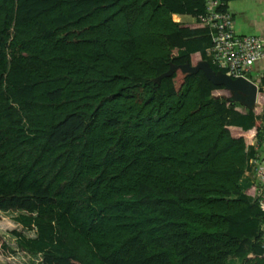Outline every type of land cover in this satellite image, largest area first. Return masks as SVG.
<instances>
[{"label":"trees","instance_id":"trees-1","mask_svg":"<svg viewBox=\"0 0 264 264\" xmlns=\"http://www.w3.org/2000/svg\"><path fill=\"white\" fill-rule=\"evenodd\" d=\"M209 1L0 0V211L35 227L16 241L40 264H264L245 176L264 71L254 108L201 69L155 79L220 68Z\"/></svg>","mask_w":264,"mask_h":264},{"label":"built area","instance_id":"built-area-1","mask_svg":"<svg viewBox=\"0 0 264 264\" xmlns=\"http://www.w3.org/2000/svg\"><path fill=\"white\" fill-rule=\"evenodd\" d=\"M222 4H224L222 0H210L205 10L197 15L198 19L210 28L212 44L207 51L212 61L218 67L226 68L232 76H247L246 72L251 63L264 58V37L235 31L233 16L227 8H219ZM260 131L264 136V118ZM249 163L254 176L252 195L260 208L264 210V155L256 152L249 159ZM260 230L259 240L264 247V219Z\"/></svg>","mask_w":264,"mask_h":264},{"label":"water","instance_id":"water-1","mask_svg":"<svg viewBox=\"0 0 264 264\" xmlns=\"http://www.w3.org/2000/svg\"><path fill=\"white\" fill-rule=\"evenodd\" d=\"M176 68H180L186 72H195L201 69L204 75L213 83L223 84L225 88L231 91V94L227 97L231 104L239 101L249 108H254L256 104L257 82H254L245 75L232 76L221 68L215 70L208 59H201L194 65H191L189 62L170 63L168 69L157 75L155 79L159 80L166 74L173 72Z\"/></svg>","mask_w":264,"mask_h":264},{"label":"crops","instance_id":"crops-1","mask_svg":"<svg viewBox=\"0 0 264 264\" xmlns=\"http://www.w3.org/2000/svg\"><path fill=\"white\" fill-rule=\"evenodd\" d=\"M226 8L233 16L235 31L241 34H255L264 37V0H229ZM174 15L178 17L175 19H180L179 17L182 14L173 13ZM249 70L264 71V58L251 63ZM257 152L264 155V142L259 145ZM245 176L253 182L254 176L251 164L245 170ZM253 192L249 193L252 198Z\"/></svg>","mask_w":264,"mask_h":264},{"label":"rangeland","instance_id":"rangeland-1","mask_svg":"<svg viewBox=\"0 0 264 264\" xmlns=\"http://www.w3.org/2000/svg\"><path fill=\"white\" fill-rule=\"evenodd\" d=\"M176 21H191L194 20L189 14L180 15V19L177 16H173ZM18 210L0 211V235L5 239L10 246V251H4L0 248V264L8 262H14L16 264H40L42 260L41 252H29L26 250H20L17 246L16 231L25 236H34L35 227L26 226L21 224L16 216L19 214ZM240 259L235 257L230 258L228 264H241Z\"/></svg>","mask_w":264,"mask_h":264}]
</instances>
